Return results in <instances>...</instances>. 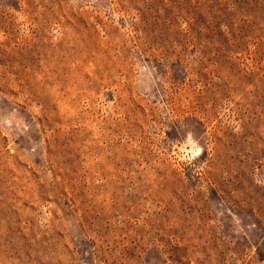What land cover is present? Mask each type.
I'll return each mask as SVG.
<instances>
[{
	"label": "rangeland",
	"instance_id": "374dc122",
	"mask_svg": "<svg viewBox=\"0 0 264 264\" xmlns=\"http://www.w3.org/2000/svg\"><path fill=\"white\" fill-rule=\"evenodd\" d=\"M0 264H264V0H0Z\"/></svg>",
	"mask_w": 264,
	"mask_h": 264
}]
</instances>
